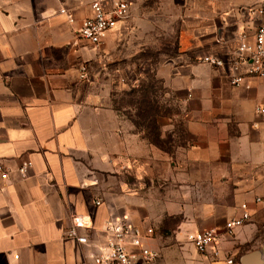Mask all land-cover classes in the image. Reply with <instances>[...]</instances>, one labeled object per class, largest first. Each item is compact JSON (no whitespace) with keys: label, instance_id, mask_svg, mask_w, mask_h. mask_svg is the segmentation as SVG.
<instances>
[{"label":"crops","instance_id":"1","mask_svg":"<svg viewBox=\"0 0 264 264\" xmlns=\"http://www.w3.org/2000/svg\"><path fill=\"white\" fill-rule=\"evenodd\" d=\"M93 1L0 0V264L88 260L93 246L66 236L75 214L90 216L92 226L79 230L97 244L111 217L152 226L154 212L142 197L154 185L144 189L140 178V148L151 144L111 101L115 88L152 77L190 136L167 162L168 196L177 199L156 221L180 217L175 226L187 229L192 246L188 232L223 228L246 202L251 219L222 236L219 257L201 254L200 263L264 254V206L254 202L264 195V121L256 112L264 82L249 78L250 88L236 87L227 68L199 61L207 54L226 59L243 33L252 38L258 19L248 9L264 0H128L129 16L98 46L78 34ZM173 35L175 55L168 56ZM82 62L86 80L79 78ZM166 124L170 129L173 119ZM146 162L154 184V161ZM173 241L145 239L159 256L138 264H187Z\"/></svg>","mask_w":264,"mask_h":264},{"label":"built area","instance_id":"2","mask_svg":"<svg viewBox=\"0 0 264 264\" xmlns=\"http://www.w3.org/2000/svg\"><path fill=\"white\" fill-rule=\"evenodd\" d=\"M92 15L85 17L78 29V34L92 46L100 45L105 34L117 23L129 16L130 2L128 0H94L91 4ZM249 13L258 19V24L251 36L243 33L238 42L237 49L228 58L207 54L199 58L200 62L210 64L216 68H227L230 82L234 86L250 88L249 78L264 82V3L251 6ZM65 12V9L62 10ZM69 20L74 22L72 14ZM80 80L89 78V66L82 62L79 66ZM256 112L264 121V103L256 107ZM5 177L6 174L3 173ZM257 205L264 206V195L254 198ZM101 204V200L96 201ZM248 203L240 206V214L228 219L223 228L209 227L188 232L187 240L201 254L219 257L220 241L224 234H232L238 227L243 226L251 219ZM92 226L90 216L75 214L72 217V226L66 230L67 238L74 239L80 244L93 246L94 251L89 259L81 260L80 264H138L139 260L150 263L159 256L158 250L148 247L144 240L155 235L153 226L143 227L134 225L127 220L111 217L104 228L103 242L92 243L89 236L80 232L81 228ZM228 263H233L229 258Z\"/></svg>","mask_w":264,"mask_h":264},{"label":"rangeland","instance_id":"3","mask_svg":"<svg viewBox=\"0 0 264 264\" xmlns=\"http://www.w3.org/2000/svg\"><path fill=\"white\" fill-rule=\"evenodd\" d=\"M170 39L165 53L168 56L175 55L174 35ZM164 92L165 88L161 81L153 77L150 81L143 78L137 84L130 83L128 86L115 88L111 93V101L113 107L127 121L130 123L136 121L141 128L144 127V135L148 136L149 140L152 141L149 147L145 146L140 148L141 157L145 160V164L141 165L142 172L140 174L143 182L142 188L147 189L154 185V192L150 195L146 193L142 197L145 207L154 212L153 217H151L152 219H149V222H147L151 223L155 228V236H159L162 240L174 237L173 248L175 251L173 252L180 251L184 254L188 259L187 264H201L200 261L203 258L201 253L187 244L184 239V234L187 229L175 226L179 223L180 217L174 218L173 216H166L160 223L156 221V215L161 211V207L177 199L168 196L171 187L170 183L164 180L167 162L171 158L176 157L178 145L190 139V136L185 133L183 125L179 123L177 117L173 118V115L178 112L179 108L164 99ZM168 116L170 119H173V124L170 129H167L166 124L169 119ZM152 150L155 153H152ZM148 158L154 161L151 166L156 176L154 184L151 180H148V177H150L148 176L146 165ZM128 175L134 176L129 173ZM179 234L182 238H178Z\"/></svg>","mask_w":264,"mask_h":264},{"label":"water","instance_id":"4","mask_svg":"<svg viewBox=\"0 0 264 264\" xmlns=\"http://www.w3.org/2000/svg\"><path fill=\"white\" fill-rule=\"evenodd\" d=\"M237 264H264V254L261 250H252L242 254Z\"/></svg>","mask_w":264,"mask_h":264},{"label":"trees","instance_id":"5","mask_svg":"<svg viewBox=\"0 0 264 264\" xmlns=\"http://www.w3.org/2000/svg\"><path fill=\"white\" fill-rule=\"evenodd\" d=\"M131 123H133V124L136 126V128H137L138 130H140V132L142 133V135H143V137H144L145 139H147L150 143H152V141L149 140L148 136H145V135H144V127L141 128V127L139 126V124H138L136 121H132Z\"/></svg>","mask_w":264,"mask_h":264}]
</instances>
